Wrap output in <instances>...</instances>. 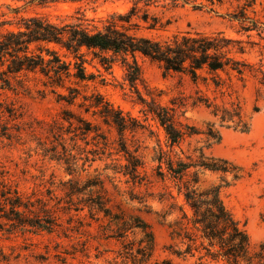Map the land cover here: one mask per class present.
Segmentation results:
<instances>
[{
	"label": "trees",
	"instance_id": "1",
	"mask_svg": "<svg viewBox=\"0 0 264 264\" xmlns=\"http://www.w3.org/2000/svg\"><path fill=\"white\" fill-rule=\"evenodd\" d=\"M131 7L123 14L113 13L97 26L82 14H76L69 20L53 22L39 17L20 18L15 28H5L11 23L0 24V90L12 91L13 84L20 75L39 73L50 87L65 89L67 95L62 100L68 106H74L80 93L78 88L66 85L73 80L74 84L94 83L96 76L85 68V55L91 54L104 68L109 69L113 63L119 62L125 71V78L133 88L142 83L141 67L138 57L156 64L164 74L187 75L193 82H210L215 89L230 88L233 78L245 81L251 78L256 82L255 106L253 112L258 113L259 101L264 102V65L262 61L254 64L243 56L248 50L258 47L259 42L250 40V33H255L264 42V24L247 16L245 8L238 14L230 16L241 23V31L246 41L233 39L223 32H184L160 40L141 34V30H158L163 25L151 15L148 7L155 0H130ZM144 2L145 9L138 8ZM172 6L179 1L168 0ZM251 0L245 7L252 6ZM70 60H63L58 51ZM264 52V45L261 47ZM225 75V78L221 76ZM223 95V92H221ZM83 102L78 108L85 113L100 119L101 123L113 129L117 135L115 153L122 155L125 165L114 163L115 167L123 168V175L135 183L139 181V169L143 163L135 151L129 150L124 142V133L133 131L137 122L124 116L101 94L93 91L90 96H82ZM202 105L209 109L210 114L222 128L232 129L241 133L249 131L238 103L218 105L208 97H200L194 105ZM146 107L144 115L153 118L163 135L164 144L156 136L153 149V177L163 184V193L159 200L168 203L166 210L158 215L160 224L166 227L169 243L164 247L168 257L154 258L155 242L149 226L139 218H132L131 223L112 214L109 199L105 195L102 180L97 177L86 180L82 185L78 180L66 182V197L88 196L81 199L88 207L102 212L104 217L112 218L116 230L105 239L119 242V248L98 250L91 258L88 242L71 245V251L65 250L64 255L78 264H176L172 257L181 261L193 260V264H264V244L257 252L251 251L249 235L245 225L241 224L225 206L220 192L234 186L244 177L241 167L233 162L207 154L212 146L218 144L221 135L214 125H209L205 132H198L194 127L183 124L178 119V111L183 104L171 102L163 106L154 98L142 102ZM60 123L53 122L48 131L50 139L37 140L38 150L44 159L65 166V172L74 176L82 170L78 158L72 153L78 148V140L84 141L89 134H94V147L101 150L107 157L112 152L108 137L100 132V124H94L81 118L70 110L62 112ZM66 124V125H64ZM155 132H153V136ZM202 134L205 146L198 150V156H179L174 149L185 137ZM264 140V136H263ZM67 142L71 147L68 149ZM101 145V147H100ZM97 149V150H98ZM96 150H94L95 152ZM210 172L218 176V185L202 188L199 174ZM49 200L21 194L0 172V232L15 231L52 233L59 226L57 209L49 206ZM74 211H82L77 205L70 204ZM70 209V208H69ZM172 220L167 222V217ZM131 229H139L143 237L138 242L126 241V233ZM64 237L67 238L66 234ZM111 253L112 257H107ZM61 264H71L67 258L59 257Z\"/></svg>",
	"mask_w": 264,
	"mask_h": 264
},
{
	"label": "rangeland",
	"instance_id": "2",
	"mask_svg": "<svg viewBox=\"0 0 264 264\" xmlns=\"http://www.w3.org/2000/svg\"><path fill=\"white\" fill-rule=\"evenodd\" d=\"M148 7L151 15L157 17L163 27L158 30H141V34L164 40L173 34L184 32H223L230 38L242 41L248 40L241 31V23L230 16L238 14L245 8L247 16L264 24V0H255L250 7H245L251 0H187L179 1L172 6L168 0H155ZM130 0H0V24L11 23L5 28H15L20 18L39 17L53 22L69 20L76 14H82L92 20L97 26L113 13L123 14L131 7ZM138 8L145 9L144 2ZM250 40L259 42L258 47L248 50L243 56L254 64L262 61L264 65V42L255 33H250ZM58 55L63 60H70L64 51ZM86 70L96 76L94 83L74 84L66 81L79 90V97L74 106H68L61 98L67 95L65 89L50 87L44 84L47 80L39 73L20 75L18 83L12 82V91L0 90V172L21 194H34L36 198L49 200V206L57 209L58 224L52 233L0 232V264H61L59 257L67 258V262L78 264L64 255L65 250L71 251V245L88 242L90 256L96 254L95 248L116 250L119 242L105 239L116 230L110 217H104L102 212L95 210L89 213L88 207L81 199L88 196H75L70 201L66 197L69 179L78 180L82 185L88 179L99 177L103 182L105 195L109 199L112 214L131 223L132 218L145 222L154 235V258L168 257L164 247L168 245V232L160 224L158 215L166 210L168 203L159 200L163 184L153 177V149L156 136L164 144L162 131L157 128L153 118L144 115L142 102L150 103L153 98L163 106L171 102L183 104L178 111V119L183 124L194 127L198 132H205L209 125L218 130L221 140L218 144L205 150L214 157L227 159L242 168L244 177L234 186L222 189L221 198L233 216L245 225L249 235L252 252H257L264 244V102L259 101L260 111L253 112L255 106L256 82L251 78L238 81L233 78L230 88L215 89L210 82H193L187 75L164 74L162 70L147 59L138 57L141 67L142 83L131 87L125 78L124 68L119 62L113 63L109 69H104L91 54L85 55ZM225 78L224 74H221ZM93 91L101 94L124 116L135 120L137 128L124 133V142L131 151L140 157L143 167L139 169L140 179L133 183L128 176L123 175L126 161L116 154L118 135L103 125L91 113H85L77 104L82 103V96H90ZM223 92V95L221 94ZM208 97L218 105L228 106L238 103L244 120L249 125L247 133L219 126L218 121L210 114L209 109L202 105H194L200 97ZM70 110L84 120L100 124V132L105 134L112 152L102 155L101 150L94 147L96 139L89 134L84 141L78 140V148L72 153L78 158L82 170L74 176L65 172V166L44 159L38 150L37 140H48L50 125L60 123L62 112ZM66 125V124H64ZM155 132V136H153ZM68 149L71 145L67 142ZM205 146L202 134L185 137L174 151L181 157L191 156L195 159L198 150ZM101 147V145H100ZM98 149V150H97ZM94 150H96L94 152ZM202 188L218 185V176L210 172L199 174ZM70 204L83 208L75 212ZM70 208V209H69ZM172 220V216L166 221ZM66 234L67 238L64 237ZM126 241L138 242L142 237L139 229H131L126 233ZM112 257L111 253L105 255ZM176 264H193V260L181 261L173 258Z\"/></svg>",
	"mask_w": 264,
	"mask_h": 264
}]
</instances>
